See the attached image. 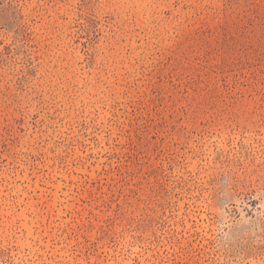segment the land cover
Wrapping results in <instances>:
<instances>
[{"label": "rangeland", "instance_id": "374dc122", "mask_svg": "<svg viewBox=\"0 0 264 264\" xmlns=\"http://www.w3.org/2000/svg\"><path fill=\"white\" fill-rule=\"evenodd\" d=\"M0 264H264V0H0Z\"/></svg>", "mask_w": 264, "mask_h": 264}]
</instances>
